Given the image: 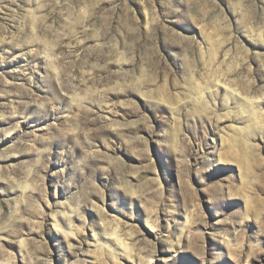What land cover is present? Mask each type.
I'll return each mask as SVG.
<instances>
[{
    "label": "rangeland",
    "instance_id": "1",
    "mask_svg": "<svg viewBox=\"0 0 264 264\" xmlns=\"http://www.w3.org/2000/svg\"><path fill=\"white\" fill-rule=\"evenodd\" d=\"M0 264H264V0H0Z\"/></svg>",
    "mask_w": 264,
    "mask_h": 264
},
{
    "label": "bare ground",
    "instance_id": "2",
    "mask_svg": "<svg viewBox=\"0 0 264 264\" xmlns=\"http://www.w3.org/2000/svg\"><path fill=\"white\" fill-rule=\"evenodd\" d=\"M69 235V233H68ZM116 243H117V247H119V249L122 251V253L124 254H128L129 252L127 251V246L125 243H122V242H117L118 241V238L116 236L115 240H114ZM23 245H24V242H23Z\"/></svg>",
    "mask_w": 264,
    "mask_h": 264
}]
</instances>
